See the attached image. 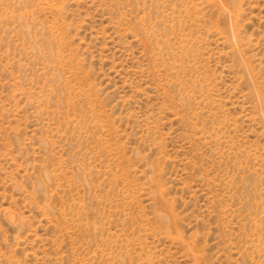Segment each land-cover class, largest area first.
<instances>
[{"label": "rangeland", "instance_id": "1", "mask_svg": "<svg viewBox=\"0 0 264 264\" xmlns=\"http://www.w3.org/2000/svg\"><path fill=\"white\" fill-rule=\"evenodd\" d=\"M0 264H264V0H0Z\"/></svg>", "mask_w": 264, "mask_h": 264}]
</instances>
